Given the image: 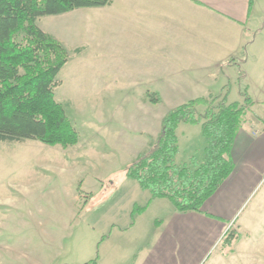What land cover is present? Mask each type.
I'll return each mask as SVG.
<instances>
[{
    "label": "crops",
    "instance_id": "1",
    "mask_svg": "<svg viewBox=\"0 0 264 264\" xmlns=\"http://www.w3.org/2000/svg\"><path fill=\"white\" fill-rule=\"evenodd\" d=\"M95 8L125 13L126 30L133 34L132 46L150 55L137 63L150 64L156 74L144 80L127 72L122 88L166 97L165 113L191 99L226 92L231 102L234 83H242L252 74L249 62L256 58L259 39L264 35V24L260 26L264 0H119L118 4L112 0L111 5ZM244 93L237 100L240 104ZM249 97L252 104L246 109L231 151L233 171L199 212L180 213L165 199H154L136 214L133 224L131 220L108 227L87 223L79 234L69 228L60 235L48 224L66 222L62 216L65 211L58 204L38 208L30 213L36 225L31 231H40L43 250L31 241L22 247L5 242L0 256L5 257L6 264H84L96 254V264H240L241 253L251 249L248 243L253 240L256 221V208L246 211L247 206L264 179V101ZM164 115L159 126L152 128L157 135L146 134L148 142L159 135ZM34 188L27 193L30 197L36 192ZM66 193L68 202L63 207L74 215L79 202L86 203L88 192L76 187ZM9 199H5L8 207L13 203ZM152 207L159 211L164 207L165 216L142 226L143 215ZM232 225L250 236L240 240L235 251L225 257L220 240Z\"/></svg>",
    "mask_w": 264,
    "mask_h": 264
},
{
    "label": "rangeland",
    "instance_id": "2",
    "mask_svg": "<svg viewBox=\"0 0 264 264\" xmlns=\"http://www.w3.org/2000/svg\"><path fill=\"white\" fill-rule=\"evenodd\" d=\"M115 1L118 4L119 0ZM263 22L261 19V27ZM37 23L69 52V60L58 74L60 83L55 98L78 132V142L66 148L38 140L0 142V250L5 242L22 247L29 241L43 250L40 231H31L36 225L30 213L38 208L58 204L65 211L62 216L66 222L48 224L60 235L69 228L79 234L87 223L108 227L129 222L131 207L145 204L150 194L127 177L124 170L157 139L158 136L148 142L147 135H157L152 128L159 126V118L167 108L166 97H161L162 103L153 104L143 90L132 93L122 88L127 72L144 80L156 74L150 64L146 67L137 63L150 55L141 47L132 46L133 34L126 30L123 11L80 8L42 16ZM263 37L259 39L256 58L249 62L252 74L242 83H234L231 102H237L244 91L264 101ZM197 109L202 112L205 107L200 105ZM149 119L150 125L146 126ZM177 135L178 163L201 152L205 141L197 125L181 124ZM75 186L88 192V198L86 203L80 201L79 212L71 215L63 203L68 202L66 191H74ZM32 188L36 192L30 197L27 193ZM55 190L60 192L54 194ZM7 198L13 202L9 207L5 204ZM163 201L170 206L168 200ZM252 208L257 210L251 232L253 240L248 243L249 252L241 253L240 264H264V179L246 211ZM159 210L152 207L147 211L141 225L163 218L164 207ZM72 217L76 219L68 223ZM0 264H6L4 256H0Z\"/></svg>",
    "mask_w": 264,
    "mask_h": 264
},
{
    "label": "trees",
    "instance_id": "3",
    "mask_svg": "<svg viewBox=\"0 0 264 264\" xmlns=\"http://www.w3.org/2000/svg\"><path fill=\"white\" fill-rule=\"evenodd\" d=\"M111 3L112 0H0V142L38 140L63 148L78 142V132L55 98L58 74L69 60V52L58 38L40 28L37 20ZM227 95L228 92L191 99L164 115L157 139L124 170L150 194L145 205L133 206L131 224L134 216L154 199L168 200L180 213L199 212L230 176L234 168L232 147L252 100L244 93L242 104L228 102ZM147 97L153 104L161 102L158 94L148 93ZM200 105L205 107L202 112L197 109ZM180 124L199 126L205 144L200 153L178 163ZM249 236L230 226L220 240L221 252L224 256L232 254L238 242ZM97 258L96 254L84 264H96Z\"/></svg>",
    "mask_w": 264,
    "mask_h": 264
}]
</instances>
